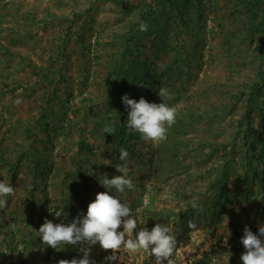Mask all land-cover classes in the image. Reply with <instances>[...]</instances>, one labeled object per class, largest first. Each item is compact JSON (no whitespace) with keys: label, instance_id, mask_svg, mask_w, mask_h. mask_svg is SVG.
Segmentation results:
<instances>
[{"label":"rangeland","instance_id":"374dc122","mask_svg":"<svg viewBox=\"0 0 264 264\" xmlns=\"http://www.w3.org/2000/svg\"><path fill=\"white\" fill-rule=\"evenodd\" d=\"M151 1L0 0V181L11 184L15 189L7 206L0 209L7 218L6 228L0 226V264L4 249L9 248L20 255L25 244H30L31 227L28 209L24 214V199L33 188L34 155L46 156L55 164L51 173L42 171L41 182H47V201L57 210L69 203L68 198L61 196L66 191L61 189V176L69 168L66 166L69 158L66 134L73 137L82 133L95 144V151L99 154L100 139L91 131L97 114V100L107 80L113 78V62L124 34L136 27L140 8ZM238 1L241 0H217L220 8L214 13L211 7H207L204 11L208 15H205L208 17L206 29L197 33L195 27H189L184 39L176 47L169 46L167 52L156 51L148 41L142 43L143 52L162 73L156 90L167 88L171 95L167 103L177 109V118L167 132V140L160 142L166 151L173 141L180 138L179 135L193 141L227 138L232 128L231 121L245 109L247 93L254 84L258 65L245 38H248L251 23L259 20L261 12L258 16H250L242 5H236ZM126 3L132 7L128 13L122 9ZM213 16L216 21L212 20ZM233 32L237 40L231 37ZM177 49L190 62V73L186 72L189 68L179 73L175 66ZM127 62L128 59L123 64ZM164 70L168 72L163 73ZM55 89L58 96L51 93ZM240 92L245 94L238 98ZM62 97H70L74 107L83 109L84 106L71 131L69 125L62 126L64 121L60 116L66 112ZM18 99L21 100L19 104L16 103ZM48 99L51 104L46 103ZM42 114H48L50 135L58 133L51 143H46L40 129ZM34 138L38 141L36 146L31 145ZM22 149L32 152V155L19 160ZM96 158L100 163L110 165L109 153ZM57 165L64 167L58 169ZM15 167L18 168L17 176L11 180ZM138 171V168L133 170L134 173ZM161 171L145 182L147 193L151 195V191L155 196L148 213L158 223L171 226L173 234L177 227L164 221L166 212L168 209H190L194 197L192 191L197 186L191 180L200 169H192L190 176L177 169L172 178L170 172ZM204 188L199 184L200 191ZM35 193L38 194L39 190ZM164 194L168 199L162 198ZM38 200L41 202L42 197ZM53 212L49 214L53 222H62L65 213L56 218ZM225 221L217 223L216 237L203 227L191 232L188 241L181 237L174 254L175 264H192L194 254L209 247L219 236L227 242L229 236ZM224 254L222 261L233 264V253ZM121 257L127 264L151 261V256L143 250L129 254L122 249Z\"/></svg>","mask_w":264,"mask_h":264},{"label":"trees","instance_id":"16d2710c","mask_svg":"<svg viewBox=\"0 0 264 264\" xmlns=\"http://www.w3.org/2000/svg\"><path fill=\"white\" fill-rule=\"evenodd\" d=\"M236 5H242L241 7L250 16H258L261 12L259 20L251 23L247 32L248 38H245L258 64L254 84L247 93L245 109L237 118H234V121H231L232 128L227 138L193 141L191 138L178 134L180 138L173 141L169 150L171 168L180 162V167L188 176L191 175L192 169H200L191 182L197 183L192 194L202 207L200 210H193L191 207L178 211L168 209L169 214L165 218L166 221L177 227L175 233L178 238L183 237L188 241L190 240L189 231L192 230L188 227L189 220L194 221L197 227L203 225L209 230L211 236L216 237L218 235L217 223L226 219L227 235L231 238L230 242L214 240L209 248L201 252V256L194 259V264H208L213 256L224 252L241 251L244 248L241 237L244 235L245 226H248L254 233H258V226L264 224V0H241ZM207 7L213 9L212 13L220 8L217 0H152L145 3L140 8V17L136 27L124 34V40L115 54L111 71L113 78L107 80L104 91L97 100V114L94 118L96 124L93 125L91 131L99 135L103 147L102 152L107 153L111 150L110 158L113 166L123 163L119 159L120 148H125L129 152L128 158L135 159L137 167L141 170L137 175L138 179L150 178L151 169L160 161L161 163L166 161L165 154H163L165 150H159L157 144L151 141L145 142L139 133L132 132L126 127L128 109L125 108L121 99L124 94H128L130 98L137 101L144 97L150 103L162 102L156 90L160 85L162 73L156 70L155 63L146 52H143L142 43L148 41L156 51L167 52L169 46L176 47L180 40L184 39V33L189 27H195L197 33L206 29L208 15L204 11ZM131 8L126 3L122 9L128 13ZM212 20L216 21V17L213 16ZM141 21L148 25L147 31H139ZM231 37L238 38L234 32ZM126 59H128V64L124 65L123 62ZM174 62L179 73L190 67V62L178 49L174 54ZM191 71L192 69L189 68L186 72ZM162 72L167 73L168 71ZM171 74L172 70L169 72V75ZM44 76L48 78V74L44 73ZM51 93L53 96L59 95L56 89ZM244 94L245 92H240L238 98ZM69 98L62 97L66 112H63L60 118L64 121L62 126L69 125L68 129L71 131L72 125L77 121L80 112L84 110V106L83 109L74 107ZM46 103L51 104L49 99ZM112 121H115L114 134L105 133V125ZM39 123L47 139L46 143L53 142L58 133L55 132L54 136L50 135L48 114H42ZM75 128L79 131L77 126ZM66 136L69 168H66L61 176L63 182L61 189H66L61 196L64 199H70V202L63 207L64 210L70 212L73 208L71 204L74 202L79 201L78 205L81 206L82 200L78 199V193L82 185L88 187V179L100 181L103 177L100 169L95 170L97 165L92 158L95 156L93 143L82 133L73 137L67 133ZM37 144L38 141L34 138L31 145L36 146ZM31 155L32 152L22 149L20 158ZM33 165L34 177L31 180L34 183L33 189L43 187V196L46 198L47 183L40 185L42 183L41 174L38 173L40 171L42 173L44 169L50 172L55 164L46 156L42 157L36 153ZM60 167L64 166H56L58 169ZM257 173L261 175L260 191L257 188L255 177ZM80 174L83 175L82 180L77 179ZM16 176V173L12 172L11 179L15 180ZM172 177H175L174 173L171 174ZM199 184L205 186L204 190H199ZM261 192H263V197L260 195ZM37 198H39L38 194H32L31 202L35 203ZM75 213H70L67 218ZM86 213L87 210H83V214ZM5 220L7 219L1 213L0 226H5L3 223ZM71 222L72 219H69L67 224ZM66 247L70 255L76 254L77 258L83 256V253L79 251L81 247L79 244L66 245ZM111 254V250L105 251L97 244L92 249L91 259L96 264H116L117 259L115 261L105 260V257ZM22 263L27 264L26 261Z\"/></svg>","mask_w":264,"mask_h":264},{"label":"clouds","instance_id":"9594fccd","mask_svg":"<svg viewBox=\"0 0 264 264\" xmlns=\"http://www.w3.org/2000/svg\"><path fill=\"white\" fill-rule=\"evenodd\" d=\"M147 30L148 25L144 21H141L139 23V31L144 32ZM158 94L162 99L161 103H150L144 97H141L137 101L130 98L128 94H124L121 99L125 108L128 109L126 127L132 132L139 133L141 139L145 142L151 141L153 144H157L159 150H165L160 142L167 140V132L177 118V109L167 103L171 99L167 88L161 87ZM16 103H21V100L18 99ZM94 124H96L95 120ZM114 124L115 121L106 124L104 132L114 134ZM169 142L171 144L170 138ZM95 147L93 143L94 151ZM102 149L101 144L99 150H97L99 154L97 155L95 151V156L92 158L97 165L95 170H101L103 179L100 181L88 179V187L82 185L78 193V199L82 200L81 206L78 205L79 201L74 202L75 205L71 204L73 208L70 212L63 209L68 202L56 210L55 205L47 201V190L45 198L43 196V187L42 189L34 190V183H32L31 194L24 199L26 209L24 210V214H27L26 211L28 209V224L31 227L29 231L30 235L28 236L30 244H25L20 255L9 248L4 249L2 264H23V261H26L27 264H96L91 259V252L97 244L105 251L111 250L112 254L106 256L105 260L115 261L117 259L116 264H127L121 257L122 249L129 254H135L141 250L147 252L151 256V261L147 260L146 264H165L166 262L167 264H175L174 254L177 247H179L181 237L178 238L175 230L173 231V235L171 226L158 223L151 216L152 214L148 213L155 196L151 191V195L147 193L148 187L145 185V182L152 180L159 174L161 169V173L167 171L171 174L177 169L183 170L180 167V162L176 163L174 168H171L169 165L170 153L169 150H165L163 154H165L166 161L162 163L160 161L158 165H155L151 169L150 178L138 179L137 175L141 170L137 167L135 159L130 160L128 158L129 152L125 148L119 149V159L123 163L116 166H113L111 163V158V166L98 161L96 156L100 157L101 154L106 155L109 153L110 157L111 150L104 153ZM20 157H18L19 160L21 159ZM15 165L17 166V164ZM67 166H69L68 160ZM136 168L139 171L134 173L133 170ZM115 170H117L116 173H114ZM17 171L18 168L15 167L13 172L16 175ZM43 171L46 174L47 171L45 169ZM52 171L53 169L47 173H51ZM38 174L43 175V172L41 173L40 171ZM82 176V174L78 175L77 179L82 180ZM33 177L34 170H32V179ZM255 177L257 188L260 191V173H257ZM43 183L47 182L43 181L40 185L42 186ZM38 190V196L39 198L42 197V201L40 202L37 198L36 202L32 203V194L37 195L35 192ZM14 192L15 189L11 184L0 181V209L7 206L8 198L14 195ZM260 195L263 197V192ZM162 198L168 199L167 194L162 195ZM68 201L70 202L69 198ZM78 206L80 207L78 208ZM201 207L195 197H193L191 208L193 210H200ZM83 210H87V213L83 214ZM51 212H53L56 218H60L65 213L63 221L58 224L54 223L53 217H49ZM73 212L76 213L72 217L67 218ZM0 213L5 216L4 212ZM168 214L166 212V216ZM165 218L164 221L167 222ZM5 219L7 218L5 217ZM69 219H72V222L67 224ZM6 222V220L3 222L5 223V226H3L5 228ZM188 227L192 229L189 231L190 234L198 227H203V225L197 227L194 221L189 220ZM258 228V233H254L248 226H245L244 235L241 237V243L244 248L237 253L224 252L233 253L235 257L233 264H264V224H260ZM133 233L136 234L134 235ZM221 237L219 236L217 240H222ZM230 241L231 238L229 237L227 242ZM78 244L81 246L79 251L83 253L81 258H77L76 254L72 256L67 252L66 245L76 246ZM207 248H203L194 254V259L201 256V252ZM34 249L37 252H34ZM28 251L29 254L26 255ZM224 253L213 256L208 264H225L222 261ZM40 254L43 257L38 260ZM194 259L191 262L192 264H194Z\"/></svg>","mask_w":264,"mask_h":264}]
</instances>
